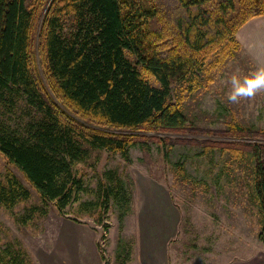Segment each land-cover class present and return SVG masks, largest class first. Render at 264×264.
Segmentation results:
<instances>
[{
  "label": "trees",
  "instance_id": "obj_1",
  "mask_svg": "<svg viewBox=\"0 0 264 264\" xmlns=\"http://www.w3.org/2000/svg\"><path fill=\"white\" fill-rule=\"evenodd\" d=\"M262 16L264 0H0V105L15 108L23 99L32 111L21 129L0 127V156L42 202L63 212L85 192L73 166L90 151L127 161L148 139L166 151L167 135L185 133L189 124L172 87L191 85L214 56L232 54L238 30ZM250 130L230 126L232 141L207 140L202 155L250 154L264 246V142L241 141L250 134L264 140V132ZM15 184L13 178L0 189V205L29 197ZM122 189L119 182L102 186L104 204L112 196L127 206Z\"/></svg>",
  "mask_w": 264,
  "mask_h": 264
},
{
  "label": "rangeland",
  "instance_id": "obj_2",
  "mask_svg": "<svg viewBox=\"0 0 264 264\" xmlns=\"http://www.w3.org/2000/svg\"><path fill=\"white\" fill-rule=\"evenodd\" d=\"M235 40L238 47L232 54L214 56L191 85L172 87L171 99L182 100L189 129L167 135L166 151L146 140V146L129 150L127 161L117 153L90 151L73 166L85 192L63 212L53 202H42L23 175L0 156V189L15 178L29 194L11 207L0 205V264H264L250 154L243 153L241 160L221 149L202 155L207 140L232 141L226 135L230 126L264 132V90L239 103L227 99L233 75L243 77L258 69L237 35ZM128 59L142 78L159 87L132 56ZM30 116L23 99L15 108L0 105L2 128L21 129ZM249 136L241 141L264 142ZM261 158L264 162V152ZM117 182L129 198L127 206L112 196L104 204L100 188L115 189ZM151 184L162 193L153 200L155 217L147 215L146 194L141 192ZM89 202L96 203L94 208L83 205ZM150 230L157 252L146 255L144 239Z\"/></svg>",
  "mask_w": 264,
  "mask_h": 264
},
{
  "label": "crops",
  "instance_id": "obj_3",
  "mask_svg": "<svg viewBox=\"0 0 264 264\" xmlns=\"http://www.w3.org/2000/svg\"><path fill=\"white\" fill-rule=\"evenodd\" d=\"M236 35L238 36L240 42L242 43V46L247 56L258 66V68L264 67V16L248 21L238 30ZM141 192L146 194L147 200L145 198L144 199L146 200L147 215L155 217L157 213L155 212L156 210L154 209L153 206V200L155 197L157 196L160 197L162 195L161 190L158 187L151 184V185H145L141 189ZM162 200L164 202L165 199L162 198ZM141 225H142V236H143L145 227L143 223H141ZM146 238L147 239H144V243H145L144 251L146 255L152 253V251L153 253L154 251L157 252V248L154 246L155 244L153 243V238H154L153 230H150L147 233Z\"/></svg>",
  "mask_w": 264,
  "mask_h": 264
},
{
  "label": "clouds",
  "instance_id": "obj_4",
  "mask_svg": "<svg viewBox=\"0 0 264 264\" xmlns=\"http://www.w3.org/2000/svg\"><path fill=\"white\" fill-rule=\"evenodd\" d=\"M230 90L227 99L230 103H239L242 99L251 98L257 92L264 90V67L240 77L233 75L230 78Z\"/></svg>",
  "mask_w": 264,
  "mask_h": 264
}]
</instances>
